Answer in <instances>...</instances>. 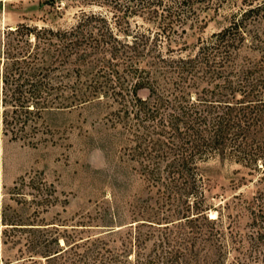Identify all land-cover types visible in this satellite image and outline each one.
<instances>
[{
	"label": "trees",
	"instance_id": "obj_1",
	"mask_svg": "<svg viewBox=\"0 0 264 264\" xmlns=\"http://www.w3.org/2000/svg\"><path fill=\"white\" fill-rule=\"evenodd\" d=\"M50 1L57 13L68 5ZM67 1L80 7L76 24L24 23L5 32L0 127L14 139L33 141L45 112L107 98L128 135L150 204L145 217L131 221L141 222L120 229L106 224L105 231L83 236L94 224L63 231L53 225L42 254L46 264H225L224 232L208 215L199 164L218 155L264 180V67L237 61L245 42L257 44L245 22L262 6L242 11L197 53L182 55L170 47L176 25L211 0ZM139 15L156 21L159 31L133 30L130 19ZM252 213L264 230V211L255 205Z\"/></svg>",
	"mask_w": 264,
	"mask_h": 264
},
{
	"label": "rangeland",
	"instance_id": "obj_2",
	"mask_svg": "<svg viewBox=\"0 0 264 264\" xmlns=\"http://www.w3.org/2000/svg\"><path fill=\"white\" fill-rule=\"evenodd\" d=\"M210 2L203 1L184 25H176L170 47L182 55L195 54L202 42L230 26L236 15L260 4L262 9L245 22L257 44L250 39L245 42L237 61L264 67V0ZM64 3L68 5L57 13L50 0H0V72L5 32L24 23L55 28L76 24L80 7L67 0ZM147 18H131L132 29L159 31L157 22ZM141 95L146 97L147 92ZM114 112L107 98L47 111L33 141L14 139L0 127V264L10 260L46 264L42 254L51 241L53 225L63 231L76 224H94L83 229L87 236L105 231L106 224L120 229L145 217L144 208L150 204L147 182L128 152V135L116 124ZM199 170L211 205L208 215L219 220L224 232L225 264H263L264 230L252 213L255 205L264 211L261 173L218 155L201 162ZM7 222L26 224L11 228Z\"/></svg>",
	"mask_w": 264,
	"mask_h": 264
}]
</instances>
